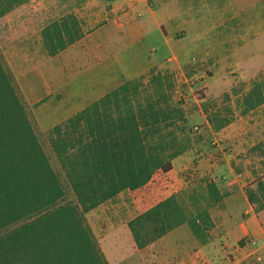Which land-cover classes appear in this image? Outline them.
<instances>
[{
  "label": "trees",
  "instance_id": "1",
  "mask_svg": "<svg viewBox=\"0 0 264 264\" xmlns=\"http://www.w3.org/2000/svg\"><path fill=\"white\" fill-rule=\"evenodd\" d=\"M27 1L0 0V19ZM42 34L48 53L55 55L84 32L77 18L67 15ZM142 75L43 132L0 51V264H110L87 213L123 191L147 187L190 145L177 134L186 131L175 128L186 116L171 97L160 92L138 100ZM254 96L247 97L248 107L262 101L259 92ZM219 124L215 129L225 122ZM253 150L264 166V139ZM256 184L246 185L247 197L264 229V179ZM67 187L74 197H67ZM215 188L211 183L213 202ZM184 223L203 242L213 226L208 210L187 215L174 195L128 225L136 246L144 248ZM14 224L19 225L6 231Z\"/></svg>",
  "mask_w": 264,
  "mask_h": 264
},
{
  "label": "crops",
  "instance_id": "2",
  "mask_svg": "<svg viewBox=\"0 0 264 264\" xmlns=\"http://www.w3.org/2000/svg\"><path fill=\"white\" fill-rule=\"evenodd\" d=\"M78 3L83 8L88 7V11L80 14L86 22L85 25L81 22L82 38L57 54L50 55L44 44L43 29L63 16L65 9H71L68 12L76 11ZM191 14V7L188 4L182 6L178 0L170 5L160 2L154 8L146 0H29L10 12L11 36L4 42V45L9 43L6 46L9 51L8 63L27 102L32 106L40 129L49 131L159 63L160 60L152 57L159 46L143 45L149 35L147 16L153 19L155 30H160L164 44L169 47L171 37L163 31V21L171 20L174 24V21L188 19ZM6 20L7 16L0 22L5 23ZM5 26L0 29L6 35ZM190 31L187 28L183 37L189 36ZM224 161H228V158L222 157L219 149L198 142L172 160L171 170L153 177V180L158 175L171 178L168 188L164 190L167 194L163 197L159 196L161 190L147 186L136 190L141 204L135 215L130 214V205L117 204L118 210L110 216L108 210L111 206L107 201L91 210L90 214L102 227L108 223L114 226L113 219L125 222L134 243L132 251L143 264H192L196 250L197 255L205 258L209 264H228L229 255L218 242L236 245L241 239L249 238L258 243V249L263 250L264 229L244 192L245 183L241 185V191L235 194L233 186L238 182L237 177L226 183L220 182L224 174L223 166L226 165ZM189 169L197 172V178L210 174L217 182L212 194L217 202L211 200L210 191L206 198L217 213L227 212V218L208 231L210 235L204 242L194 235L188 223H184L144 248L137 247L129 221L173 194L180 197L183 193L179 188L187 186ZM231 174L230 171L224 177L231 178ZM240 199L242 208L238 202ZM136 201L133 199L132 202ZM127 213L129 218L125 219ZM117 242L120 243V240ZM246 247L244 245L241 249L244 251ZM118 248L122 249V246Z\"/></svg>",
  "mask_w": 264,
  "mask_h": 264
},
{
  "label": "rangeland",
  "instance_id": "3",
  "mask_svg": "<svg viewBox=\"0 0 264 264\" xmlns=\"http://www.w3.org/2000/svg\"><path fill=\"white\" fill-rule=\"evenodd\" d=\"M146 1L154 8L160 2H167L170 5L175 0ZM178 1L182 6L188 4L192 14L186 20L174 21V24L171 20L163 21L166 27L163 26V31L171 37L169 47L164 44L160 30H155L153 19L150 16L146 18L149 22L147 27L149 35L143 45H158V51L153 52L152 57L160 61L141 74L142 83L137 98L144 102L160 92L171 97L173 103L182 107L186 116L184 121L175 126V128L184 126L186 129L185 132L177 129L179 138L190 144L189 148L198 142H204L212 149H219L222 157L228 158V161H224L226 165L223 166V176L220 177V174L218 176L220 182L226 183L229 179L237 177L238 182L233 186L235 194L241 191L240 187L245 183L244 192L247 195L248 183L256 187V180L264 179L263 162L253 150L254 145L264 139V0ZM78 4L76 11L68 12L71 9L67 8L64 10L65 14L57 20L74 15L80 25L81 22L85 25L86 22L80 14L88 11V7L83 8L81 3ZM8 14L5 15L6 22H0V27L6 25L4 30H7L5 35L0 29V51L9 65V51L6 47L9 43L4 45L11 36L9 27L12 20H8L10 18ZM187 28L191 30L189 36L183 37ZM201 33L203 35H200ZM256 92L260 93L262 101L248 107L247 97L252 94L254 98ZM212 118H215L216 122ZM219 122H225V125L215 129V126L220 125ZM42 139L46 151L50 153L53 164L58 169L59 164L52 156L48 137L43 135ZM230 171L231 178L224 177L229 175ZM196 174L195 170L189 169L186 178L189 183L187 182L185 188H179L183 194L180 197L173 195L187 215H194L205 209L210 213L213 226L219 225L227 218L228 213H217L206 198L210 184L214 183L217 188V182L210 174L198 178ZM170 180L167 175H158L148 187L161 190L159 196L163 197L167 194L164 190L168 188ZM236 187L238 189H235ZM67 195L68 198L74 197L69 187ZM138 196V191H125L110 199L106 202L111 206L108 214L110 216L115 214L118 210L117 204H128L131 206L130 214H137L141 204L138 201L141 197ZM133 199L137 201L132 202ZM238 202L242 208L241 199ZM87 218L101 247L105 248L104 253L110 264H143L134 250L132 251L134 243L125 222L113 219L114 226L108 223L102 227L100 222L91 216L90 211ZM124 218H129V214L127 213ZM19 224L10 226L6 231ZM243 241L244 244L238 241L236 245L218 242L229 255L228 264H264V249H258V243L249 238ZM244 245L247 247L243 251L241 248ZM121 246L122 249H119ZM191 263L209 264L205 258L197 255V250Z\"/></svg>",
  "mask_w": 264,
  "mask_h": 264
}]
</instances>
